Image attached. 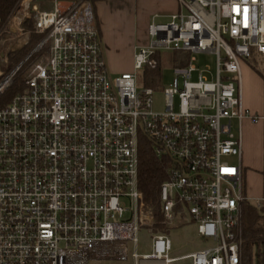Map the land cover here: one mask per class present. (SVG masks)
<instances>
[{"label":"built area","instance_id":"2783aa9c","mask_svg":"<svg viewBox=\"0 0 264 264\" xmlns=\"http://www.w3.org/2000/svg\"><path fill=\"white\" fill-rule=\"evenodd\" d=\"M177 1L176 13L152 16L134 71L116 77L93 0H19L0 27L1 38L39 36L0 70V264H259L243 246L251 200L242 124L264 115L245 109L242 62L264 56V0ZM166 51L185 64L174 68L165 110L156 113L154 89L139 87L138 71L158 68ZM197 54L214 55L215 67H200ZM25 67L22 89L2 103ZM142 136L172 161L159 218L139 186ZM176 220L195 223L206 245L173 256Z\"/></svg>","mask_w":264,"mask_h":264},{"label":"rangeland","instance_id":"374dc122","mask_svg":"<svg viewBox=\"0 0 264 264\" xmlns=\"http://www.w3.org/2000/svg\"><path fill=\"white\" fill-rule=\"evenodd\" d=\"M98 1H101L97 5V10L104 34L103 38L101 35L103 54L107 68L112 77L122 74L109 63V59L107 57V50L109 49V46L111 47L113 38L114 40H118L119 36H130L131 32H133L136 41H140V39H142L140 42H137L138 44L144 42L148 43L149 39L145 36V29L148 25V20H151L152 16L155 14L167 16L176 13L179 10L177 0H123L125 2L122 6L117 5L119 3V0H117V2H115L117 5L115 9L117 10H113L114 12H112L111 3L102 2V0H93L95 9ZM160 20L168 21L169 19L164 17ZM25 26L27 29H31L32 22H27ZM16 35V33L11 32L8 35H3L2 38L0 37V70L8 71L13 68L36 44L34 43L30 50L22 58L12 64L11 59L14 54L28 46L31 36L35 34H31L29 36V40L25 35L20 36L19 38L16 37ZM1 55L8 56L9 62H4ZM253 55H255V57ZM253 55L252 56L255 58L254 63L247 61L242 62L243 101L247 112L250 114L264 115V111L261 113L254 112L250 105H247L248 100H250L256 102L257 104H261L264 107V98L262 99L260 95L261 90L263 89L264 91V88L261 85V80H259L261 77L259 70L264 72V56L258 55L255 52ZM181 56L182 54L178 52H162L160 55L161 66L158 71H155L150 67L143 68L138 71L139 87L142 88L145 86L152 87L154 89L152 104L153 111L156 113H161L165 110L166 103L164 90L172 84L174 78V68L178 65V61ZM196 57L199 61L198 64L200 67L211 66L213 68L216 65V58L214 55L197 54ZM252 63L255 67L251 66ZM27 68H24L17 79H23L24 75L27 74ZM261 78L264 80L263 77ZM175 104L176 108H178L177 99ZM247 120L248 119H245L242 124L244 142L242 154V165L244 169L243 192L245 195L249 196L251 203L257 204L258 201L263 198V179L261 171L264 170V131L262 132L261 124H264V121H260L256 124L252 123V126L249 128ZM238 124L239 122L237 119L232 120L235 132L238 130ZM261 145H263V149L261 148ZM228 160L234 164L239 163V159L237 157H231ZM169 234L173 241V256L196 251L202 249L206 245L204 241L199 238L197 225L193 222L180 225L179 221L176 220L175 226L173 229L169 230ZM141 236L142 240H145L144 235ZM148 251L149 247L140 249V252ZM90 264H132V262L92 261Z\"/></svg>","mask_w":264,"mask_h":264},{"label":"trees","instance_id":"16d2710c","mask_svg":"<svg viewBox=\"0 0 264 264\" xmlns=\"http://www.w3.org/2000/svg\"><path fill=\"white\" fill-rule=\"evenodd\" d=\"M19 0H0V27L4 26L10 16L15 11ZM39 39L38 35H32L28 46L14 54L11 59L14 64L22 58ZM255 57V55H253ZM251 57L248 62H255ZM252 67H255L254 64ZM161 66V65H160ZM160 66L155 71L160 69ZM261 77L264 76L260 73ZM23 81L16 79L13 86L7 91L1 102L9 101L17 91L22 89ZM140 147V170L139 186L143 191L145 200L155 210L156 217H160V187L168 178V170L172 166V161L168 157H157L153 151L150 140L146 136L141 137ZM263 179V197H264V170L261 171ZM243 228V246L246 260L249 263L257 261L264 263V205L257 207L250 201L243 204L242 215Z\"/></svg>","mask_w":264,"mask_h":264},{"label":"crops","instance_id":"0c3cea01","mask_svg":"<svg viewBox=\"0 0 264 264\" xmlns=\"http://www.w3.org/2000/svg\"><path fill=\"white\" fill-rule=\"evenodd\" d=\"M100 2L101 1H98L97 4H96L95 14H96V18H97V23H98V26H99L100 34L102 35V38H103L104 34H103V31H102V26H101V23H100L99 14H98V10H97V5ZM102 2H110L111 6H112V8H111L112 12H114L113 10H117V9H115V7L117 5H121L122 6L125 1H123V0L120 1L119 0V3L117 5L115 3V2H117V0H102ZM150 21L151 20H148V24H149ZM147 27H148V25L146 26V29H145V36L148 38V36H147ZM116 40H114V38H113L112 44L109 42L111 44V47L109 46V49L107 50V53H108L107 57L109 59V63L113 67H115V69L119 70L121 73L133 72L135 54L137 52V46L139 45L137 42H140L142 39H140V41H136L135 40V35L133 34V32H131L130 36L121 35V36H119L117 42H116ZM140 44H146V43L144 42V43H140ZM120 46H121V48H120ZM182 56L180 57V59L178 61V64H185V61L182 60L183 59ZM253 74H255V73H253ZM259 80H261L260 81L261 85L264 88V80L261 77H260ZM260 95H261V98L263 99L264 98L263 89L261 90ZM249 101L250 100H248V102H247L248 104L247 105H250V107L253 109L254 112H260L261 113V112L264 111L263 105L257 104L254 101H250V103H249ZM247 121L249 123L248 127L250 128V126H252L253 122L250 121L249 119ZM261 129H262V132H263L264 131V124H261ZM262 142H263V139H262ZM261 146H262L261 148L263 149V145H261ZM243 149H244V142H243Z\"/></svg>","mask_w":264,"mask_h":264}]
</instances>
